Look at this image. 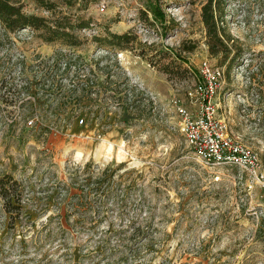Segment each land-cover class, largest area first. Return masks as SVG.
<instances>
[{"label":"rangeland","instance_id":"374dc122","mask_svg":"<svg viewBox=\"0 0 264 264\" xmlns=\"http://www.w3.org/2000/svg\"><path fill=\"white\" fill-rule=\"evenodd\" d=\"M48 1L56 13L37 0H23L25 12L50 22L91 19L101 33L77 32L82 46L71 48L45 42L32 29L10 33L0 23V179L12 176L25 193L17 220L0 197V264H264L263 185L236 169L206 167L179 129L178 103L189 106L203 62L228 67L210 54L203 23L208 0ZM225 20L244 55L226 71L219 114L260 156L264 173V103L254 95L264 81L258 72L264 0H228ZM110 34H131L132 41L118 48L94 41ZM60 52L82 59L58 78L68 89L86 82L88 93L74 95L84 96L74 112L73 105L66 113L49 103L56 96L45 95L35 77V67ZM30 79V97L14 99L11 87ZM104 139L115 145L110 160ZM122 142L127 155L119 158ZM87 164L112 165L123 189H136L111 200L101 216L75 214L70 196L82 192L72 175ZM140 226H151V237L139 247L125 245V255L116 238L101 248L104 232L131 235Z\"/></svg>","mask_w":264,"mask_h":264},{"label":"trees","instance_id":"16d2710c","mask_svg":"<svg viewBox=\"0 0 264 264\" xmlns=\"http://www.w3.org/2000/svg\"><path fill=\"white\" fill-rule=\"evenodd\" d=\"M64 1L68 6H72L78 0ZM83 1L88 2L89 0H82L81 2ZM227 1L208 0L203 7V23L206 28L210 54L213 57H222L223 62L228 64V70L226 69V71L231 74L233 66L243 57L244 50L236 44L232 36L226 31L225 7ZM37 3L49 12L56 13L57 6L53 2L37 0ZM153 11L156 18L163 21L166 19L164 11L158 8ZM146 17L149 18L147 15ZM0 23L10 33H17L24 29H32L41 33V37L45 42H60L71 48H79L82 46L77 32L92 31L95 32L93 34L94 36H99L101 33L91 19L85 20L84 18H78L74 22L71 18L63 17L56 19L54 22H50L44 17L28 14L25 12L23 0H0ZM94 41L102 45L118 48L124 44L131 43L132 38L131 34H110L106 38L96 37ZM81 60V58H77L75 55H67L60 52L54 58L41 62L35 67V69H38L35 75L36 79L41 77L37 81V85L43 87V93L45 95L51 97L56 96V99L47 101L49 103L51 101L54 103L57 102L58 108L64 110L66 113L72 105L74 107L71 112H74V109H78L83 103L84 96L75 98L74 95L78 91L83 92V95L88 93L86 82L80 81L74 89H68L69 87L64 85L58 78L63 80L65 76L70 74L72 67L77 66ZM83 62L85 61H82V66L85 64ZM259 67L258 72L264 74V67ZM259 82V86L256 90L254 89V95L259 103H264V81ZM32 85L31 79L30 81L27 80L25 81V85L17 84L11 87L10 93L13 94L14 99L17 96L18 99H21V96L24 94L30 97L33 88ZM118 171L119 169H114L112 165L104 169L94 164L78 167L72 176L74 184L79 185L82 193L78 195L69 192L71 199L76 201L79 209L75 211V214L80 213L83 217H86L91 212H95L101 216L108 208L111 200L119 197H129L136 188L134 186H128L123 189V184L115 180ZM120 192L122 194L119 195ZM123 193L126 194L124 195ZM24 196L23 184L19 183L12 176H5L0 179V197L4 201L5 211L13 219L15 218V220L20 219L23 215ZM90 198H94L95 200L91 201ZM82 210H84L83 213ZM132 230L131 235H127L129 230L117 231L110 229L104 232L101 248L103 247L105 249L106 246H110L112 238H116L119 241L117 243H120L124 250L123 255H125L126 249H128L124 248L125 245L135 243L139 247L142 241H146L151 237V232L153 231L151 230V226L147 228L141 226L135 227Z\"/></svg>","mask_w":264,"mask_h":264},{"label":"built area","instance_id":"2783aa9c","mask_svg":"<svg viewBox=\"0 0 264 264\" xmlns=\"http://www.w3.org/2000/svg\"><path fill=\"white\" fill-rule=\"evenodd\" d=\"M197 77L198 83L187 95L189 106L179 103L177 106L179 129L194 159L208 168L239 170L264 187L260 156L231 132L227 121L219 114L218 96L225 83L226 70L205 61ZM81 123L84 124V120Z\"/></svg>","mask_w":264,"mask_h":264},{"label":"bare ground","instance_id":"6f19581e","mask_svg":"<svg viewBox=\"0 0 264 264\" xmlns=\"http://www.w3.org/2000/svg\"><path fill=\"white\" fill-rule=\"evenodd\" d=\"M107 144L108 146L106 147V151L107 153L104 154V157L108 160L112 159V152L114 151L115 149V145L114 143L110 142L109 140H103V144ZM126 145H125V142H122L120 145H119V148H118V157L121 158V157H124V155H127V151L125 149ZM100 152V150L98 151ZM84 158V154L82 151H77L76 153V159L78 160H81ZM133 160V159H132ZM134 162V161H133ZM133 164V163H132ZM134 165H136L134 163ZM138 165V164H137Z\"/></svg>","mask_w":264,"mask_h":264}]
</instances>
